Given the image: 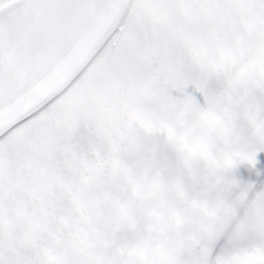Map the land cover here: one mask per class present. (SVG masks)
I'll return each mask as SVG.
<instances>
[{"label":"snow or ice","instance_id":"6c2138e0","mask_svg":"<svg viewBox=\"0 0 264 264\" xmlns=\"http://www.w3.org/2000/svg\"><path fill=\"white\" fill-rule=\"evenodd\" d=\"M0 264H264V0H0Z\"/></svg>","mask_w":264,"mask_h":264}]
</instances>
